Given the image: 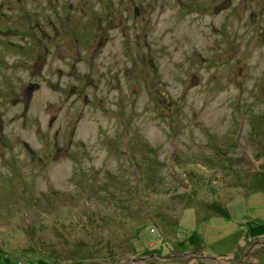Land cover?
<instances>
[{
	"label": "rangeland",
	"instance_id": "obj_1",
	"mask_svg": "<svg viewBox=\"0 0 264 264\" xmlns=\"http://www.w3.org/2000/svg\"><path fill=\"white\" fill-rule=\"evenodd\" d=\"M220 1L0 0V264H264V0Z\"/></svg>",
	"mask_w": 264,
	"mask_h": 264
},
{
	"label": "water",
	"instance_id": "obj_2",
	"mask_svg": "<svg viewBox=\"0 0 264 264\" xmlns=\"http://www.w3.org/2000/svg\"><path fill=\"white\" fill-rule=\"evenodd\" d=\"M230 3V0H221L220 2H218L217 4L214 5L213 7V11H218L221 9H225ZM43 65V60L38 59L35 60L32 63V71L35 72L37 70H39ZM196 81V77L195 76H191L190 78V83H194ZM38 86L36 81H28L26 83V85L23 87L22 89V94H21V110H20V116L22 118V122L25 118V111L27 110L28 107V103L32 94L33 89H35ZM261 242V241H258ZM210 258H215L213 256H209ZM75 264V263H73Z\"/></svg>",
	"mask_w": 264,
	"mask_h": 264
},
{
	"label": "trees",
	"instance_id": "obj_3",
	"mask_svg": "<svg viewBox=\"0 0 264 264\" xmlns=\"http://www.w3.org/2000/svg\"><path fill=\"white\" fill-rule=\"evenodd\" d=\"M259 188H262V189H264V185H259Z\"/></svg>",
	"mask_w": 264,
	"mask_h": 264
}]
</instances>
